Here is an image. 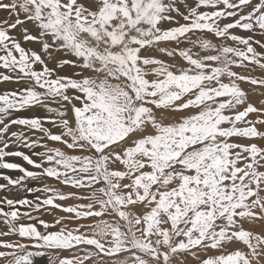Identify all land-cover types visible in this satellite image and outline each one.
Instances as JSON below:
<instances>
[{"label":"snow or ice","instance_id":"snow-or-ice-1","mask_svg":"<svg viewBox=\"0 0 264 264\" xmlns=\"http://www.w3.org/2000/svg\"><path fill=\"white\" fill-rule=\"evenodd\" d=\"M0 13V85L15 86L0 90V170L19 173L0 172V264H71L82 244L138 264H264V0H0ZM249 65L260 71L233 70ZM73 163L103 197L82 219L107 208L123 226L98 221L81 237L44 218L70 198L41 200L60 175L45 165ZM125 208L141 238L123 239ZM109 230L105 251L95 237Z\"/></svg>","mask_w":264,"mask_h":264},{"label":"rangeland","instance_id":"rangeland-1","mask_svg":"<svg viewBox=\"0 0 264 264\" xmlns=\"http://www.w3.org/2000/svg\"><path fill=\"white\" fill-rule=\"evenodd\" d=\"M4 14L3 13H0V17H2ZM251 69V71H250ZM234 70V69H233ZM235 71H238L241 75H255L256 72L260 71L259 69H252L251 65H249L248 67H245V68H240V69H235ZM239 82V81H238ZM15 86L14 85H11V84H6V85H0V90H3L5 88L7 89H12L14 88ZM242 87L244 88H248L249 85L248 84H242ZM261 94H264V88H261L258 90ZM255 99V97H254ZM212 103H216L215 101H212ZM208 105H206L207 107ZM23 115L25 117H31V116H41L43 117L45 115V113L43 111H39V112H29V111H25L23 113ZM47 126V125H46ZM239 127L241 128H246L247 125L246 124H240ZM62 151L65 153V155H70V154H75V155H78L79 153H69V149L68 148H65L63 147L62 145L60 146ZM85 147L87 148V145H85ZM23 151L25 152H28L27 149H22ZM39 150V149H37ZM30 154V153H28ZM244 155H247L246 153ZM35 159V157H33ZM10 160V162H16V163H21L22 165H24L26 168H28L29 170H32L31 169V166H28L26 165L21 159L19 158H8ZM238 158L233 156L232 157V160H237ZM115 163V164H114ZM220 161H217V167H219L220 165ZM226 163V161H225ZM248 160L246 159H243V158H240L239 159V162L236 164V167H244L248 164ZM110 165V168L112 169H116V170H119V162H113V161H110L109 163ZM114 164V165H113ZM74 166H72V168H62V167H59L58 165L56 164H52V165H45L46 168L48 167H51L53 172H59V179H56V180H49V179H46L44 178L43 179V182L45 184V190L38 193V195L40 196L41 200H48V199H54L56 196L58 195H63V196H68L70 198H66V199H63V200H56V205H62L63 206V209H70L68 211L66 210H63V209H60V208H57L56 206H53V207H44L43 208V211L44 212H47V213H50V215H47L45 216L44 218L46 220H51L53 217H55L56 219L60 220L61 223L63 224L64 226V229L66 231H73V234L74 235H80L81 237L83 236H88V237H92L93 234H94V230H95V224L98 222V221H105L104 219H106L107 223H110L112 225H121L123 226L124 225V221L119 219L118 217H115L114 215L111 214V211L110 209H107L105 208L104 211L106 213H109L107 215V217H96V216H92V217H89L88 219H82V217L84 216V214L86 212H89V211H93L95 210V207L97 206V203H98V200L99 199H103V197L100 196L99 192L96 193V198H92L91 196V193H89V191L91 192V190L87 187H83L82 184L83 182L85 181V184L88 183L87 180H84L83 178H85V172H84V169H83V164H80V165H77L75 163H73ZM112 165V166H111ZM75 166H77V168H75ZM179 165H177V168L179 169ZM250 169H248L247 167H245V171H249ZM0 172H3L5 174H9L13 177L19 175V173H16V172H7V170H0ZM91 173V174H90ZM89 176L90 175H93L94 174V171L92 172H88L87 173ZM188 175H190V173H187ZM67 175V176H66ZM68 175L70 176H74L72 177L73 180H67V185L64 184V180H63V176L65 177H69ZM241 175H243V173H241ZM169 179H173L175 180L176 178L172 177V178H169ZM112 180H113V183H119L120 184V188L119 189H116L117 193L118 194H121L123 195L125 192H133V197L135 198V192L133 191L132 188H129V189H124L123 185L124 183L126 182H129V181H125V180H118V178L116 177H112ZM129 180H131V175L129 173ZM74 181H79V182H74ZM80 181H82L80 183ZM0 183H4L3 181H0ZM79 183V184H77ZM215 183V182H213ZM245 183H248V180H245ZM177 184V183H176ZM175 185H171V187L173 186H176ZM29 186H41L39 184H37L36 182H29ZM165 186V187H163ZM98 187V186H97ZM262 187H264V185H262ZM52 189V195L51 197L49 196L48 192H47V189ZM85 189V191H84ZM88 189V190H86ZM171 188H170V185H165L163 184V182L159 183L157 186H156V189L154 191H150L148 192V199H151V197L153 195H156L157 192H167L169 191ZM216 191V189H214ZM15 191V189L13 190ZM199 191V190H197ZM215 191H213V195L215 194ZM6 193L4 192H0V197L4 196ZM10 196V198H13V199H17V198H22L24 197L25 195H27L26 193L24 192H20L18 194V196H12L10 193L8 194ZM89 195V196H88ZM89 197L88 199H81V197ZM91 196V197H90ZM261 196V202L264 203V192H261L260 194ZM29 199H31L32 197L31 196H28ZM92 198V199H91ZM93 201H91V200ZM125 200H127V196H125ZM88 204H92L94 207L93 209H89V208H86V207H81V205H88ZM35 207L36 205L33 204L32 206V210H33V213H35ZM134 207H146V208H150L151 205H140L139 202L137 203V205H135ZM257 211H259L258 208H256ZM123 211L127 212L128 213V217H129V221H130V228H131V231H129L128 229H125L123 227H121V230L124 231L126 234L123 236V239L124 240H131L133 239V236H132V232H135V238H141L142 237V232L138 231V229H141L143 228V224L141 225H137L135 223V214L132 213V212H128V209L125 208L123 209ZM109 217V218H108ZM113 218V219H112ZM160 219H163V217H161ZM165 225L167 224H161L160 227H164ZM75 226H80V231L79 232H75ZM162 227V228H163ZM167 227V226H165ZM259 230V229H257ZM110 234L104 238H101L100 236H96L95 239L98 240L101 244H105L106 247H105V251H108V248H110L113 244V241H112V238H111V230H109ZM158 237H155L153 236L151 239L153 241V243H155V240L157 239ZM173 242L175 243V236H173ZM264 247V246H262ZM98 252V249H96L95 247H90L88 246L87 244H82L79 248L77 249H74L73 250V256L75 257L72 261H71V264H121V260L124 259V258H127V264H138L137 261L131 259V253L129 252H124V251H121L120 255L119 256H116V257H112V256H108V255H104V256H99L97 255L96 253ZM91 254L92 255V259H86V257ZM63 256H68L69 253L68 252H63L62 253ZM180 255V254H178ZM145 260L148 259V257H143ZM37 264H39V260L37 261ZM149 264H154L153 261H150L149 260ZM171 264V262H170ZM253 264H255V261L253 262Z\"/></svg>","mask_w":264,"mask_h":264},{"label":"bare ground","instance_id":"bare-ground-1","mask_svg":"<svg viewBox=\"0 0 264 264\" xmlns=\"http://www.w3.org/2000/svg\"><path fill=\"white\" fill-rule=\"evenodd\" d=\"M176 63H179V61H176ZM234 71H235V69H234ZM241 86H242V85H241ZM109 163H110V162H109ZM114 164H115V163H114ZM114 164H113V165H114ZM216 164H217V162H216ZM109 165H110V164H109ZM73 166H74V165H73ZM111 166H112V165H111ZM75 168H77V166H75ZM119 168H120V166H119ZM72 169H74V168H72ZM84 174H85V173H84ZM90 174H91V173H90ZM187 175H188V174H187ZM66 176H67V175H66ZM66 176H65V177L63 176V177H62L64 181H65L66 179H67V180L69 179V180H71V181L73 180L72 177H74V176H70V175H68L69 177H66ZM168 178H172V177H168ZM173 178H174V177H173ZM83 179L85 180V178H83ZM118 180H119V179H118ZM129 181H130V180H129ZM74 182H79V181H74ZM81 182H82V181H80V183H81ZM176 183H177V184H176L175 187L178 188V187H179V181H176ZM77 184H79V183H77ZM83 184H85V181L83 182ZM163 184H164V183H163ZM79 185H80V184H79ZM165 185H166V184H165ZM213 185H214V186H213V188H212V192L215 191V190H214V189H215V183H213ZM168 186H169V185H168ZM163 187H165V186H163ZM170 188H172L171 185H170ZM86 190H88V189H86ZM84 191H85V189H84ZM165 192H166V191H165ZM89 193H91V192L89 191ZM88 196H89V195H88ZM90 197H91V196H90ZM91 199H92V198H91ZM91 199H90V200H91ZM91 201H93V200H91ZM108 218H109V217H108ZM112 219H113V218H112ZM104 220H106V219H104ZM106 221H107V220H106ZM110 223H111V222H110ZM115 225H116V223H115ZM162 225H163V224H162ZM120 226H121V225H120ZM165 226H167V225H165ZM165 226H164V227H165ZM162 227H163V226H162Z\"/></svg>","mask_w":264,"mask_h":264}]
</instances>
